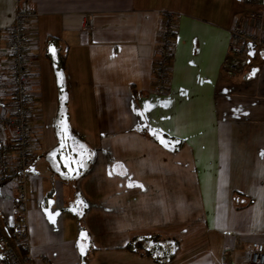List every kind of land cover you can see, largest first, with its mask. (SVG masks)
<instances>
[{"label":"crops","instance_id":"0c3cea01","mask_svg":"<svg viewBox=\"0 0 264 264\" xmlns=\"http://www.w3.org/2000/svg\"><path fill=\"white\" fill-rule=\"evenodd\" d=\"M18 1L0 0V28L10 24ZM24 1L35 14L26 42L35 75L31 125L34 105L43 100L41 80L53 71L52 38L66 53L67 132L85 154L77 174L51 159L60 181L78 177L84 197L83 227L76 225L71 246L80 254L61 261L76 264L87 252L91 264H158L124 250L132 237L155 233L179 245L164 264H250L253 245L264 247V52L250 46L246 73L231 80L221 68L229 31L256 6L247 0ZM166 13L174 14L176 32L168 87L157 96L155 58ZM42 114L33 128L38 138ZM156 133L181 141L180 149H165ZM38 144L33 140L31 150L40 152ZM58 144L59 131L54 150ZM58 181L44 194L41 181L27 176L30 264H50L57 237L40 209L64 207ZM4 183L10 211L0 219L8 225L19 211L17 192ZM68 247L60 254L68 256ZM54 248L57 253L60 245Z\"/></svg>","mask_w":264,"mask_h":264},{"label":"built area","instance_id":"2783aa9c","mask_svg":"<svg viewBox=\"0 0 264 264\" xmlns=\"http://www.w3.org/2000/svg\"><path fill=\"white\" fill-rule=\"evenodd\" d=\"M256 6L229 31V52L225 57L221 75L226 79L246 73L249 64V47L264 52V0H247ZM35 14L24 0H19L10 24L0 28V181L8 182L17 192L15 204L19 216L13 223L9 237L0 221V264H30V246L27 229V169L30 144L34 140L29 111L34 91L35 75L30 71L29 54L26 51L30 23ZM90 28L85 25V29ZM176 32L174 14L166 13L158 39L155 58V94L166 93L173 52V37ZM4 55L8 56L9 75H2ZM19 247L26 254L22 255ZM250 264H264V247L253 245Z\"/></svg>","mask_w":264,"mask_h":264},{"label":"rangeland","instance_id":"374dc122","mask_svg":"<svg viewBox=\"0 0 264 264\" xmlns=\"http://www.w3.org/2000/svg\"><path fill=\"white\" fill-rule=\"evenodd\" d=\"M254 62H250V68L254 67ZM49 70H51L49 68ZM41 89L43 92V100L41 102V106L34 105L32 111V127H36V118L37 113L42 114L43 121V132L40 138H38L35 134V130L33 129V138L37 140L40 144L35 146L39 147L40 152H35L33 149L30 154H32V161L29 164L27 169V176L33 179H36L37 182L41 181V184L44 185L45 191L44 194L47 193L48 188H55V182L59 180L56 171L53 169L51 164V159L53 158V151L56 147L57 139H58V128H59V118L63 117L66 120V124L68 126L69 119L67 117V109L66 102H64V95L61 92V89L58 87L57 77L51 71L49 74H44L41 80ZM41 109V110H40ZM71 122H74V119H71ZM31 124V122H30ZM72 137H75L72 135ZM42 143V144H41ZM78 177L68 181H60V184L64 187V196H65V204L64 207H59L57 204L50 206L48 210L42 206L40 209V213L45 215L47 219L48 229L50 230V234L57 237L56 241L51 239V242L55 243V245L49 248V260L50 264H63L65 261H61L62 259H66L73 257L75 255H79L80 253L72 254V245H73V236L77 233L76 225L83 227L82 222H80V211L81 204L84 202L83 194L79 190V184L77 183ZM58 181V182H59ZM57 183V182H56ZM76 192V194H75ZM10 199L11 193L9 191V187L6 183L0 182V218L2 219V215L8 214L10 211ZM51 218V219H50ZM78 219V221H77ZM79 229V228H78ZM79 239L82 240L83 236L79 235ZM83 241V240H82ZM58 248L57 253L54 247ZM66 245L69 246L67 250H69L70 254L68 256L61 255L62 249H66ZM81 251V248H79ZM60 254V255H59ZM76 264H91V256L87 252L81 254ZM65 263L71 264L72 261H66ZM75 264V263H74Z\"/></svg>","mask_w":264,"mask_h":264},{"label":"trees","instance_id":"16d2710c","mask_svg":"<svg viewBox=\"0 0 264 264\" xmlns=\"http://www.w3.org/2000/svg\"><path fill=\"white\" fill-rule=\"evenodd\" d=\"M164 19H165V14L162 15V21H164ZM49 46L55 47V50H56L55 53L51 52L50 55H48V59L52 66L53 73L55 74L56 77L59 78L58 87L59 89H61V92L64 93L65 84H64V81L60 78V76L64 75V70H65V65H66V53L58 51V49L56 48L55 40L52 38L49 39ZM170 59H169V62H170ZM153 139H155V141L159 145H161L162 147H164L165 149L169 151H178L182 145L181 141L168 138L165 135L159 134V133H156ZM69 143H70V146L72 145L71 148H74V150H77V149L79 150L75 154V161L78 160L76 162V166H74V169L69 170V173L72 174L74 171L75 173L76 172L78 173L80 168L83 167L81 163L83 161L85 154H84V151L80 148L79 143L75 139L69 138ZM165 144H167V147L165 146ZM62 152L63 150H61L58 144L57 148L52 153L53 154L52 157L57 158L56 163L59 166H62V167L64 165L68 166V164L64 163V162H68L67 160L68 158L65 159L62 155ZM67 168L68 167H66V169ZM69 169H71V166H69ZM0 221L7 235L9 237H12L14 222L12 224L5 225V223H3L1 219ZM166 242L161 241L158 234H155V233L141 234V235L132 237L130 241L128 242V244L125 246L124 250L129 251L131 253H137V254L146 256L150 258L154 263L164 264V263L170 262L175 257L179 249V245L177 242L174 241V242L165 244ZM19 251L22 255L26 254L24 249H22L21 247H19ZM0 253H2L1 246H0Z\"/></svg>","mask_w":264,"mask_h":264},{"label":"flooded vegetation","instance_id":"af4514ba","mask_svg":"<svg viewBox=\"0 0 264 264\" xmlns=\"http://www.w3.org/2000/svg\"><path fill=\"white\" fill-rule=\"evenodd\" d=\"M63 118H60L59 120V128H58V131H59V146L61 148V150H63L62 152V155L65 159L68 160V166L65 165V168L68 167L67 169L68 170H72L74 169V166H76V162L78 161H75V154L79 151L78 149L77 150H74V148H71L70 146V143H69V135H68V132L67 130L64 132V123H63ZM62 142V143H61ZM69 166H71V169H69Z\"/></svg>","mask_w":264,"mask_h":264},{"label":"water","instance_id":"95a60500","mask_svg":"<svg viewBox=\"0 0 264 264\" xmlns=\"http://www.w3.org/2000/svg\"><path fill=\"white\" fill-rule=\"evenodd\" d=\"M49 51H51L52 53H55V51H56L55 47H53V46L49 47ZM256 72H257V69L250 70L249 75H251V77L254 78ZM60 78L64 81V75L60 76ZM57 82H59L58 77H57ZM62 121L64 123V132H65L67 130V124H66L67 122L65 119H63Z\"/></svg>","mask_w":264,"mask_h":264},{"label":"snow or ice","instance_id":"6c2138e0","mask_svg":"<svg viewBox=\"0 0 264 264\" xmlns=\"http://www.w3.org/2000/svg\"><path fill=\"white\" fill-rule=\"evenodd\" d=\"M163 142V141H162ZM165 146L167 147V144H165ZM81 251H83V247L81 248Z\"/></svg>","mask_w":264,"mask_h":264}]
</instances>
